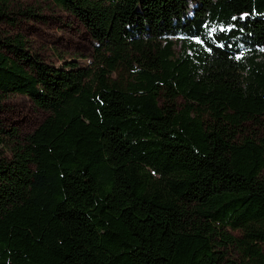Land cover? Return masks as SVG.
Segmentation results:
<instances>
[{"label": "trees", "instance_id": "16d2710c", "mask_svg": "<svg viewBox=\"0 0 264 264\" xmlns=\"http://www.w3.org/2000/svg\"><path fill=\"white\" fill-rule=\"evenodd\" d=\"M52 3L93 50L53 67L0 31V107L47 113L0 120V264H264V0Z\"/></svg>", "mask_w": 264, "mask_h": 264}, {"label": "rangeland", "instance_id": "374dc122", "mask_svg": "<svg viewBox=\"0 0 264 264\" xmlns=\"http://www.w3.org/2000/svg\"><path fill=\"white\" fill-rule=\"evenodd\" d=\"M14 11H31L30 18L17 16L13 25L0 24V31L9 37L23 36L31 52L37 54L45 64L59 67L68 61H76L87 66L91 60L93 47L90 36L83 24L73 15L56 7L52 0H12ZM175 53L179 51L176 45ZM177 106L183 104L181 98L175 100ZM161 106H167L165 98H159ZM47 116V113L33 106L28 97L14 94L0 107V120L6 129L15 128L21 137L32 132ZM257 128L247 126V135L257 133ZM264 179V169L261 172ZM264 252V244L262 245ZM229 254L228 259H233Z\"/></svg>", "mask_w": 264, "mask_h": 264}]
</instances>
